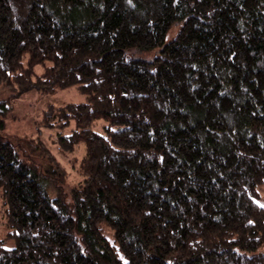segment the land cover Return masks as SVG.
Listing matches in <instances>:
<instances>
[{
	"label": "trees",
	"instance_id": "obj_1",
	"mask_svg": "<svg viewBox=\"0 0 264 264\" xmlns=\"http://www.w3.org/2000/svg\"><path fill=\"white\" fill-rule=\"evenodd\" d=\"M76 86L0 133V264H264V0H0L1 107Z\"/></svg>",
	"mask_w": 264,
	"mask_h": 264
},
{
	"label": "rangeland",
	"instance_id": "obj_2",
	"mask_svg": "<svg viewBox=\"0 0 264 264\" xmlns=\"http://www.w3.org/2000/svg\"><path fill=\"white\" fill-rule=\"evenodd\" d=\"M36 75L42 74V67H37L35 70ZM9 92L0 91V101L7 98ZM85 98L78 90V86L65 90L57 91L56 93L44 94L38 90H30L25 92L19 98H16L11 103V108L5 111L0 105V121L4 123V127H1L0 133L8 138L22 137L27 139H40L53 151L57 152L58 142L57 138L60 135L68 136L74 129V125L71 124L68 127L60 128H45L40 125L45 111L49 105L54 107H62L69 103H82ZM11 101H9L10 103ZM4 107H10L4 105ZM84 146L75 150L73 154H66V157L62 159V163L66 167L68 174L70 175L69 183L73 186L77 185L83 180L79 170V163L84 156ZM264 195V192H263ZM263 204V203H262ZM2 203H0L1 207ZM1 209V208H0ZM0 213V220H2ZM2 228V226L0 225ZM107 237L112 240L113 234L107 233ZM13 243H9L11 246Z\"/></svg>",
	"mask_w": 264,
	"mask_h": 264
},
{
	"label": "snow or ice",
	"instance_id": "obj_3",
	"mask_svg": "<svg viewBox=\"0 0 264 264\" xmlns=\"http://www.w3.org/2000/svg\"><path fill=\"white\" fill-rule=\"evenodd\" d=\"M129 2H131V0H129ZM257 203L259 204V201H257ZM261 207H264V205H261ZM170 264H171V262H170Z\"/></svg>",
	"mask_w": 264,
	"mask_h": 264
}]
</instances>
